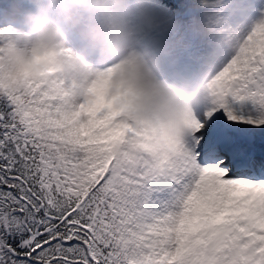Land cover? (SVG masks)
I'll list each match as a JSON object with an SVG mask.
<instances>
[{
    "label": "snow or ice",
    "instance_id": "snow-or-ice-1",
    "mask_svg": "<svg viewBox=\"0 0 264 264\" xmlns=\"http://www.w3.org/2000/svg\"><path fill=\"white\" fill-rule=\"evenodd\" d=\"M69 87L0 82V264H264V18L163 159Z\"/></svg>",
    "mask_w": 264,
    "mask_h": 264
},
{
    "label": "clouds",
    "instance_id": "clouds-1",
    "mask_svg": "<svg viewBox=\"0 0 264 264\" xmlns=\"http://www.w3.org/2000/svg\"><path fill=\"white\" fill-rule=\"evenodd\" d=\"M261 18L245 0H224L219 9L193 16L191 34L206 42L196 63L169 62L155 50L183 26L149 0H3L0 4V82L25 86L28 79L64 81L77 99L103 98L140 130L130 144L163 159L193 131L190 121L211 99L208 81L238 38ZM78 41V42H77Z\"/></svg>",
    "mask_w": 264,
    "mask_h": 264
},
{
    "label": "rangeland",
    "instance_id": "rangeland-1",
    "mask_svg": "<svg viewBox=\"0 0 264 264\" xmlns=\"http://www.w3.org/2000/svg\"><path fill=\"white\" fill-rule=\"evenodd\" d=\"M250 15L255 18H261L264 17V0H245ZM163 3L165 7L168 10L169 15L176 18V20L183 22V26L178 28L177 30H174L167 35L176 36V40L181 37L182 30L184 28L189 29L188 25L189 22L192 20L193 17H183V12L186 6H195L199 8V12L195 15L198 18H202L203 15H201L202 12L206 11V4L209 3L211 5V9H219L223 6L224 0H163ZM190 32V31H189ZM191 33V32H190ZM154 33H146V36L148 39L151 40H160L159 37H156V34L152 36ZM166 35V36H167ZM78 42V41H77ZM193 46V42H188L184 47L182 51H171V49H175L173 46L170 47V45L166 49H160L158 46H154L156 51H164L165 53H171L174 54V60H179L181 63H184L183 59L187 57V61H194L198 62L200 58L207 52L208 45L206 49H203L201 51V55L192 54L191 49Z\"/></svg>",
    "mask_w": 264,
    "mask_h": 264
},
{
    "label": "bare ground",
    "instance_id": "bare-ground-1",
    "mask_svg": "<svg viewBox=\"0 0 264 264\" xmlns=\"http://www.w3.org/2000/svg\"><path fill=\"white\" fill-rule=\"evenodd\" d=\"M149 3H150V6L155 8L158 12H162V13H168V10L167 8L165 7L164 3H163V0H149ZM206 11L210 10L212 7L209 3L206 4ZM202 12L201 15H204V13L206 12ZM189 29H186L184 28L182 30V33H181V37L179 39L176 40V36H172V35H162L160 33H154L152 36H154L156 34V37H159L160 39H163V40H166L167 41V45L170 47H174L175 49H171V51L174 50L177 51H182L183 50V47L190 41L193 42V46H192V49H191V52L192 54H196V55H201L203 51V49H206L207 47V44L205 41L201 40V39H197L195 38L190 32ZM167 46V47H168ZM157 52H160L164 58H165V67L166 69L168 68V65H169V62L174 60V54H171V53H165L164 51H157ZM184 63H196L194 61H190L188 62L187 61V57H185L183 59Z\"/></svg>",
    "mask_w": 264,
    "mask_h": 264
}]
</instances>
